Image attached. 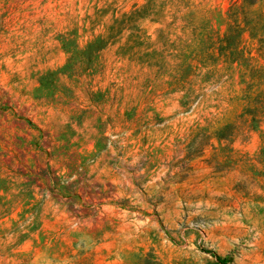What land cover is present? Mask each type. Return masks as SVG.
<instances>
[{
    "label": "rangeland",
    "instance_id": "1",
    "mask_svg": "<svg viewBox=\"0 0 264 264\" xmlns=\"http://www.w3.org/2000/svg\"><path fill=\"white\" fill-rule=\"evenodd\" d=\"M0 264H264V0H0Z\"/></svg>",
    "mask_w": 264,
    "mask_h": 264
},
{
    "label": "trees",
    "instance_id": "2",
    "mask_svg": "<svg viewBox=\"0 0 264 264\" xmlns=\"http://www.w3.org/2000/svg\"><path fill=\"white\" fill-rule=\"evenodd\" d=\"M253 1V0H252Z\"/></svg>",
    "mask_w": 264,
    "mask_h": 264
}]
</instances>
